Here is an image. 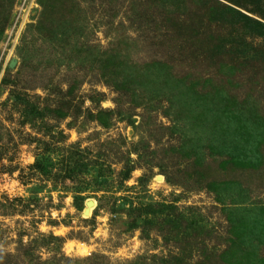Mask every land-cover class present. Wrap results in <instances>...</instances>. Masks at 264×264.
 <instances>
[{"label":"rangeland","instance_id":"1","mask_svg":"<svg viewBox=\"0 0 264 264\" xmlns=\"http://www.w3.org/2000/svg\"><path fill=\"white\" fill-rule=\"evenodd\" d=\"M263 16L0 0V264H264Z\"/></svg>","mask_w":264,"mask_h":264},{"label":"trees","instance_id":"2","mask_svg":"<svg viewBox=\"0 0 264 264\" xmlns=\"http://www.w3.org/2000/svg\"><path fill=\"white\" fill-rule=\"evenodd\" d=\"M246 18H248V17H246ZM262 18L264 19V16ZM253 24H255L256 27H254V28H256V29H260L261 27H263V25L257 20H253Z\"/></svg>","mask_w":264,"mask_h":264},{"label":"water","instance_id":"3","mask_svg":"<svg viewBox=\"0 0 264 264\" xmlns=\"http://www.w3.org/2000/svg\"><path fill=\"white\" fill-rule=\"evenodd\" d=\"M92 206V202L91 201H89L88 203H87V210L85 211V214H88V212H89V208Z\"/></svg>","mask_w":264,"mask_h":264},{"label":"bare ground","instance_id":"4","mask_svg":"<svg viewBox=\"0 0 264 264\" xmlns=\"http://www.w3.org/2000/svg\"><path fill=\"white\" fill-rule=\"evenodd\" d=\"M93 205H94V203L92 202V206H93ZM92 206H91V207H92ZM91 207H90V208H91ZM90 208H89V209H90Z\"/></svg>","mask_w":264,"mask_h":264}]
</instances>
